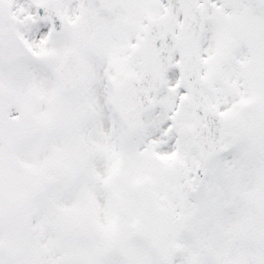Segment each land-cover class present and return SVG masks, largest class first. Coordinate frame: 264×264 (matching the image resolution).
<instances>
[{"label":"snow or ice","instance_id":"6c2138e0","mask_svg":"<svg viewBox=\"0 0 264 264\" xmlns=\"http://www.w3.org/2000/svg\"><path fill=\"white\" fill-rule=\"evenodd\" d=\"M0 264H264V0H0Z\"/></svg>","mask_w":264,"mask_h":264}]
</instances>
